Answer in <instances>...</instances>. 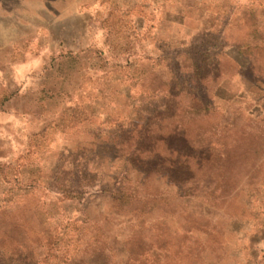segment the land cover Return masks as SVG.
<instances>
[{
    "label": "rangeland",
    "instance_id": "374dc122",
    "mask_svg": "<svg viewBox=\"0 0 264 264\" xmlns=\"http://www.w3.org/2000/svg\"><path fill=\"white\" fill-rule=\"evenodd\" d=\"M63 2L0 0V264H264L263 0Z\"/></svg>",
    "mask_w": 264,
    "mask_h": 264
},
{
    "label": "crops",
    "instance_id": "0c3cea01",
    "mask_svg": "<svg viewBox=\"0 0 264 264\" xmlns=\"http://www.w3.org/2000/svg\"><path fill=\"white\" fill-rule=\"evenodd\" d=\"M64 0H60L63 4ZM104 0H72L71 4H68L74 10V13L78 16H83L84 13L94 15L96 8L99 7ZM140 10L138 11L137 20L145 22L147 16H151V19L157 16V22L165 17L169 22L177 23L178 21H189L190 23L201 22L200 15H202L201 8H204V0H137ZM247 7V6H244ZM264 11V0H263ZM220 20V19H219ZM132 21V19H131ZM155 22V20H154Z\"/></svg>",
    "mask_w": 264,
    "mask_h": 264
},
{
    "label": "trees",
    "instance_id": "16d2710c",
    "mask_svg": "<svg viewBox=\"0 0 264 264\" xmlns=\"http://www.w3.org/2000/svg\"><path fill=\"white\" fill-rule=\"evenodd\" d=\"M185 59H188V57ZM185 59L183 61H185ZM188 69H189L188 67L181 68V70L186 72V73L189 71L192 72V70H188ZM175 86L177 88H181V83L176 84ZM200 87H202V90H204V87L202 85H200ZM169 90H168L169 93H171L172 88H169ZM186 90L191 91V90H193V87L191 86L190 88H186ZM193 96H194L193 102L190 105L187 104L186 106L183 107V110L185 111V113L186 114H195V113L197 114L199 112H204V100L197 98L196 94H194V93H193ZM177 110L178 109L173 105V103L171 101H167L166 104L164 103L163 109L161 110L162 112H160V115H166V117L161 116L162 118H160L159 124L162 125L164 122H169L172 120L171 122L173 125H178L179 123L177 122V119L179 117L176 115ZM159 124H157L158 128H159ZM181 131L182 130H180V131H174L173 130L171 133H169L167 140H166V145H171V144L175 145L174 146V147H176L175 151L179 155H181L183 153V148H179V147H182L183 145L186 147L189 144L188 139H187L186 134H185V131L184 132L183 131L181 132ZM170 147H172V146H170Z\"/></svg>",
    "mask_w": 264,
    "mask_h": 264
}]
</instances>
